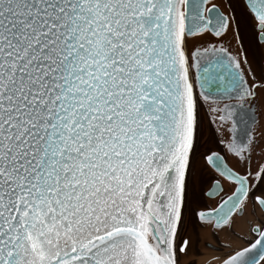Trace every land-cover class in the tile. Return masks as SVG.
<instances>
[{
  "label": "snow or ice",
  "instance_id": "obj_1",
  "mask_svg": "<svg viewBox=\"0 0 264 264\" xmlns=\"http://www.w3.org/2000/svg\"><path fill=\"white\" fill-rule=\"evenodd\" d=\"M207 3L0 0V264H178L189 243L177 245V231L197 143L194 88L228 79L226 92L254 97L257 87L229 71L241 67L232 57L202 71L190 62L208 49L189 55L187 37L229 26ZM245 10L264 44V0ZM228 107L213 109L221 126ZM225 147L241 164L250 151ZM202 159L235 190L197 212L201 222L228 223L250 196L264 210V165L241 174L211 149ZM211 183L205 195L220 180ZM253 230L259 239L222 264L264 259V231Z\"/></svg>",
  "mask_w": 264,
  "mask_h": 264
},
{
  "label": "flooded vegetation",
  "instance_id": "obj_2",
  "mask_svg": "<svg viewBox=\"0 0 264 264\" xmlns=\"http://www.w3.org/2000/svg\"><path fill=\"white\" fill-rule=\"evenodd\" d=\"M243 3L245 5L244 0ZM253 23L251 20L254 31L252 33H254L260 55H257L254 61L251 56L246 57L242 54V59L252 84L258 86L262 107V118L258 130L259 154L256 163L253 165L252 160L250 159L249 162L246 155L242 164L239 163L237 157L227 152L225 145L228 143V139L219 133L214 124L210 126L215 135L203 136L204 143L202 145L200 137L198 140V135L196 136V150L189 169L192 182L186 197L187 211L182 216L177 231V245H180L184 240L189 243L184 253H177L178 264H222V261L233 250L249 248L259 239L258 233L253 229L264 231V210H261L251 196L242 205V210H238L228 218V223L222 222L218 225L215 218L201 222L196 215L200 211L217 209L221 202L226 200L235 190L232 182L220 178L215 170L202 159V154H205L206 150L211 149L217 153L227 167L241 174L249 168L252 173H255L260 165H264V44L258 40V33L255 31ZM213 177L220 180L217 192L212 196L205 195L213 186L211 183ZM260 190H264V181L259 183L257 195L260 194ZM259 264H264V259H259Z\"/></svg>",
  "mask_w": 264,
  "mask_h": 264
},
{
  "label": "water",
  "instance_id": "obj_3",
  "mask_svg": "<svg viewBox=\"0 0 264 264\" xmlns=\"http://www.w3.org/2000/svg\"><path fill=\"white\" fill-rule=\"evenodd\" d=\"M245 4L247 0H244ZM215 6V10L223 14L229 20L228 28L221 33L220 36H216L212 32H204L203 34H196L187 39L192 42L191 48L189 50V55L191 50L195 49H208V52L203 57H198L196 61H191L192 63H199L200 70L208 67L209 63L215 64L217 59L223 58L225 64H227L228 58L232 57L240 63V69L235 68L229 69L231 72H242L244 76V81L249 90L253 85L246 69L244 68L238 50L235 44V38L232 31V24L230 16L227 10L224 8L220 0H208L205 5L206 9H210ZM207 15V13H205ZM213 49L216 51L213 52ZM220 49L224 51L221 52ZM197 69L192 68L191 74L193 80L195 81ZM227 75V73H225ZM230 79V77H229ZM228 79L221 80L219 78L211 81L210 83L204 85L203 89L196 86L198 95L203 100L212 122L217 126L219 133L231 141H234L237 145L245 146L246 148L250 146V151H245L247 159L250 162L252 160V165L256 163L258 151V130L260 128V122L262 118V107L260 104L258 86L254 89L255 96H238L235 89L225 91L229 88ZM209 96L208 100H204L201 92ZM228 97H232L229 99ZM228 105L227 112L228 115L227 122L221 126L218 116V111H213V109L223 108ZM228 152V151H227ZM229 153V152H228ZM230 154V153H229ZM259 247V246H257ZM255 251V249H253Z\"/></svg>",
  "mask_w": 264,
  "mask_h": 264
},
{
  "label": "rangeland",
  "instance_id": "obj_4",
  "mask_svg": "<svg viewBox=\"0 0 264 264\" xmlns=\"http://www.w3.org/2000/svg\"><path fill=\"white\" fill-rule=\"evenodd\" d=\"M220 2L230 16L235 44L244 66L242 54L246 57L251 56L252 60L256 59L257 55H260L259 47L258 45H256V39H254V33H252L254 31L251 25L249 13L245 10V5L242 0H220ZM233 20L235 21L234 23ZM189 43L190 47L189 49H186V53H189L191 45L193 44L190 41ZM240 50L242 51V53ZM194 95L197 99L195 136L198 135V140L200 137V143L202 145L204 143L203 136H214L215 133L212 131V128L210 126L211 124H213L210 114L203 100L198 95L196 88H194Z\"/></svg>",
  "mask_w": 264,
  "mask_h": 264
}]
</instances>
